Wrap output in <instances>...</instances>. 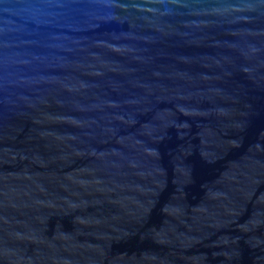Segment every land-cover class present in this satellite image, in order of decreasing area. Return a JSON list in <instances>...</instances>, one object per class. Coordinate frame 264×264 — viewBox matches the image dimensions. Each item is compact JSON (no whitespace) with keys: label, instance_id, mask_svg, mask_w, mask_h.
<instances>
[{"label":"water","instance_id":"water-1","mask_svg":"<svg viewBox=\"0 0 264 264\" xmlns=\"http://www.w3.org/2000/svg\"><path fill=\"white\" fill-rule=\"evenodd\" d=\"M0 264H264V0H0Z\"/></svg>","mask_w":264,"mask_h":264}]
</instances>
